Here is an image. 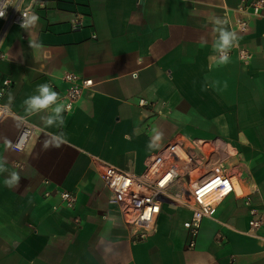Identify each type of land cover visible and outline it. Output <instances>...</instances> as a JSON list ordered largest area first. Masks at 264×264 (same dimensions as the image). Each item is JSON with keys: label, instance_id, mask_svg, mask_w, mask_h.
Segmentation results:
<instances>
[{"label": "crops", "instance_id": "0c3cea01", "mask_svg": "<svg viewBox=\"0 0 264 264\" xmlns=\"http://www.w3.org/2000/svg\"><path fill=\"white\" fill-rule=\"evenodd\" d=\"M255 0H25L39 16L27 31L0 18V264H264L261 236L249 233L250 209L264 211V5ZM78 16L82 25L72 24ZM235 31L250 53L213 59L214 20ZM246 19V32L237 20ZM29 41L33 46L30 47ZM92 78L61 128L43 112L22 151L8 147L25 117L22 101L37 85L61 93L65 72ZM62 102V101H61ZM67 143L44 148L49 133ZM160 140L149 148L152 136ZM213 152L238 186L205 217L196 236L192 207L166 198L155 224L140 230L116 204L96 206L102 178L96 159L141 173L175 140ZM16 171L19 186L4 184ZM76 194L66 206L60 192ZM174 190V189H173Z\"/></svg>", "mask_w": 264, "mask_h": 264}, {"label": "built area", "instance_id": "2783aa9c", "mask_svg": "<svg viewBox=\"0 0 264 264\" xmlns=\"http://www.w3.org/2000/svg\"><path fill=\"white\" fill-rule=\"evenodd\" d=\"M23 1L25 0H7L6 3V0H0V5L6 3L5 16L0 18L7 23L21 24L22 13L31 10V6H20ZM32 3L45 6V0H32ZM246 3L247 8L258 14L264 5V0ZM237 23L239 32L247 31L249 23L246 19L239 18ZM72 24L75 27L82 25L78 16H74ZM234 50L242 59L246 60L250 57L249 51L239 44L232 48L229 55ZM5 55L4 51H0V58H4ZM63 79L66 88L60 97L62 103L67 106L65 112H68L95 82L92 78H85L71 71L65 72ZM9 84L8 78L1 81L0 99ZM9 114H13L10 108L0 103V120ZM35 130L36 125L32 122L28 120L23 122L13 145L19 141L22 134H28L26 146ZM194 149L196 146L192 143L187 144L181 139L175 140L154 154L144 171L139 174L96 159L103 184L102 189L95 196L96 206L107 207L116 204L136 228L146 230L155 224L164 201L172 197L170 194L173 191L175 197H172V200L192 207V216L185 225L191 235L196 236L202 220L212 216L220 202L228 194L236 191V182L221 162L213 160V152H208L206 157L196 156ZM60 194L66 206L72 207L76 204L77 197L74 192L62 190ZM249 212L251 218L248 231L261 236L264 211L250 209Z\"/></svg>", "mask_w": 264, "mask_h": 264}, {"label": "clouds", "instance_id": "9594fccd", "mask_svg": "<svg viewBox=\"0 0 264 264\" xmlns=\"http://www.w3.org/2000/svg\"><path fill=\"white\" fill-rule=\"evenodd\" d=\"M7 3V0H6ZM5 5H0V17L5 16ZM23 20L20 24L21 28L29 31L36 27L39 21V16L35 13L25 11L22 13ZM227 22L216 18L214 24L217 26L215 31L217 33L216 39L213 41L212 50L216 54L213 59L220 64H227L230 61V51L238 43V36L235 31L228 30L223 25ZM30 47L33 46L32 41H29ZM23 108L25 117L20 118L22 122H26V117L46 112L48 115L43 117L44 123L48 127L61 128L64 125L63 113L66 110V105L61 102V97L58 92L53 90L52 86L48 83H42L37 85L35 92L27 96L23 101ZM28 138V134H22L19 141L13 145L10 141H6L8 147H14L17 151H21L25 147V141ZM161 134L156 132L148 147L151 149L156 146V143L160 140ZM67 143V139L63 133H49L48 138L44 141V148L60 147L62 144ZM8 172L6 160L0 159V173ZM21 177L18 172L11 171L5 178L4 184L9 188H16L19 186Z\"/></svg>", "mask_w": 264, "mask_h": 264}, {"label": "rangeland", "instance_id": "374dc122", "mask_svg": "<svg viewBox=\"0 0 264 264\" xmlns=\"http://www.w3.org/2000/svg\"><path fill=\"white\" fill-rule=\"evenodd\" d=\"M236 187L238 188L237 184H236Z\"/></svg>", "mask_w": 264, "mask_h": 264}]
</instances>
